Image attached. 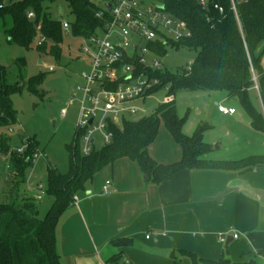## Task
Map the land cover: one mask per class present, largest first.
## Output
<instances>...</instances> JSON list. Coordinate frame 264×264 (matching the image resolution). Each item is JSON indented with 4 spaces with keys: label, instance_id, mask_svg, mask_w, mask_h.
<instances>
[{
    "label": "trees",
    "instance_id": "obj_1",
    "mask_svg": "<svg viewBox=\"0 0 264 264\" xmlns=\"http://www.w3.org/2000/svg\"><path fill=\"white\" fill-rule=\"evenodd\" d=\"M46 1L53 3L58 0H33L7 6L0 9V21L6 17L10 19V27L3 24L9 42L29 50L40 34L47 41L42 46L36 45L38 52L58 60L62 54L61 44L65 32L62 23L49 16L44 6ZM63 1L69 5L74 17L70 23L74 37H89L102 26L96 17L99 6L95 0ZM164 2L168 11L185 21L190 29L191 36L171 44V48L186 47L197 51L191 70L185 68L176 73L167 70L156 72L161 82L156 91L168 86L167 97L171 101L159 104L150 115L125 121L122 129L113 130V139L109 145L93 151L89 156H82L79 143L74 140L67 147L69 173L61 174L55 167H48L45 194L53 198V204L44 217H41L34 197L18 198L23 194L22 187L27 182V171L33 165L32 157L38 150V143L29 138V146L24 154L12 150L9 130L18 124V115L11 97L23 89V82L7 84L6 73L0 67L3 77L0 89V154L9 156L11 177L7 193L10 201L0 204V264H61L57 250L60 219L73 206V198L85 191L99 172L120 159L126 158L137 163L141 171L157 184L183 170L234 171L264 165V155L238 161L204 159L210 151L203 142V132L208 126L200 125L193 136H185L182 129L187 116H179L174 99L179 90L224 91L229 98L238 101L249 116L253 128L264 133V0L240 2L237 5V16L231 9L230 0H215L220 3L223 15L213 8L210 11L202 10L197 0ZM29 10L34 11V20L27 18ZM157 50L160 56L167 52V48L162 45H158ZM17 66L19 77L23 79L25 62L19 60ZM42 81L43 75L31 78L26 83L28 91L39 96ZM253 91L259 96L261 109L256 108L252 102ZM162 124L182 150L181 161L171 165L156 163L148 152ZM129 243L119 241L118 245ZM183 254L193 264H260L255 259L233 263L226 257L214 261L202 260L189 252ZM121 257V254L115 256L109 264H118Z\"/></svg>",
    "mask_w": 264,
    "mask_h": 264
},
{
    "label": "crops",
    "instance_id": "obj_2",
    "mask_svg": "<svg viewBox=\"0 0 264 264\" xmlns=\"http://www.w3.org/2000/svg\"><path fill=\"white\" fill-rule=\"evenodd\" d=\"M190 95L195 101L182 132L191 137L200 125L208 126L203 142L210 151L204 159L238 161L264 155V133L253 128L236 99L224 91ZM218 105L236 113L223 115ZM165 137V150L155 152V140L149 155L162 165L181 161L180 146L170 134ZM118 165L125 167L126 174L115 176ZM99 173H105L103 179L81 198L77 194L78 204L60 219L61 264H109L119 254L118 264H193L183 252L218 261L224 257L220 236L233 234H238L229 244H233L229 257L233 263L252 259L264 263V165L234 171L183 170L158 184L126 158ZM106 181L112 183L108 195L103 194Z\"/></svg>",
    "mask_w": 264,
    "mask_h": 264
},
{
    "label": "built area",
    "instance_id": "obj_3",
    "mask_svg": "<svg viewBox=\"0 0 264 264\" xmlns=\"http://www.w3.org/2000/svg\"><path fill=\"white\" fill-rule=\"evenodd\" d=\"M27 1L33 0H0V9ZM197 1L202 10H222L215 0ZM242 1L245 0H230L236 16L237 5ZM107 4H111L110 10ZM98 6L96 17L102 26L95 34L81 37L83 44L78 58L88 64V69L80 75L79 94L75 93L59 111L64 119L71 108L78 106L75 142L79 143L82 156H89L93 151L109 145L113 130L122 129L125 121L146 115L144 103L155 97L161 84L155 73L165 70L162 63L152 58L157 56L158 45L168 48L191 36L188 24L172 15L164 0H103ZM27 18L34 20L33 10L27 12ZM62 29L71 33L70 23L62 22ZM46 41L40 34L34 40L37 46ZM192 64L187 66L188 71ZM49 71L53 72L54 68L50 67ZM164 89L168 92L169 87ZM170 101L171 98L166 97L162 103ZM218 111L230 116L236 113V109L224 105H218ZM28 140L23 139L21 146L14 151L24 154L29 146ZM42 155L37 150L32 163ZM43 190L44 187L39 185L38 194H42ZM112 192L111 181H106L103 194ZM78 202L76 195L73 205ZM150 237L148 235L147 239ZM227 239L222 235L219 241L225 244ZM232 239H238V234H233Z\"/></svg>",
    "mask_w": 264,
    "mask_h": 264
},
{
    "label": "rangeland",
    "instance_id": "obj_4",
    "mask_svg": "<svg viewBox=\"0 0 264 264\" xmlns=\"http://www.w3.org/2000/svg\"><path fill=\"white\" fill-rule=\"evenodd\" d=\"M102 1L95 0L98 5H101ZM44 6L53 20L61 23L74 21L69 5L63 0L53 3L46 1ZM3 24L11 26L9 17L0 21V67L6 73L7 84L14 85L17 81L23 82V89L11 97L13 107L18 115V124L10 127L11 133L9 130L10 135H12L11 148L14 151L21 146L23 139L32 138L37 141L38 151L43 154L27 171V182L22 187L23 194H20L18 198L34 197L38 203L40 215L44 217L53 204V198L45 194L48 167H55L61 174H68L70 170L67 147L73 144L76 137L78 106L71 108L64 119L60 117L59 111L66 106L75 93L79 94L77 87L82 83L80 75L88 69L87 63L78 58L83 40L74 37L71 33H65L61 44L62 54L56 60L52 56L39 53L36 44L31 49L26 50L15 43L9 42ZM196 57L197 51L186 47L179 49L168 47L165 55L152 56L153 59L162 63L165 70L170 73H176L187 68L188 65L195 62ZM19 60L25 62L22 70L23 79H20L21 76L19 77L20 72L17 66ZM50 67L54 68L53 72L49 71ZM40 75H43V81L39 87L40 95L38 96L28 91L26 83L31 78ZM2 84L3 77L0 73V89ZM166 97L167 91L161 89L155 97L146 100L144 103L145 116L152 114L157 105ZM174 99L176 100L179 116H188V111L195 101L191 99L190 91L179 90L176 92ZM251 99L254 106L261 109V102L256 91L251 93ZM165 136H169V133L162 124L158 137L152 146L155 152L165 150L167 146L165 145ZM109 168L106 170H109ZM126 171L125 167L118 165L115 167L114 173L115 176H122L126 174ZM104 174L99 173L98 176H95L94 181L87 188L93 185L94 182H100ZM9 184H11L9 156L0 154V204L9 203L10 201L7 197ZM39 185L44 187L42 194L37 192ZM87 188L85 191L78 193L80 198L85 195ZM225 237L227 238V235ZM232 245L228 248L225 244L220 246V252L227 259L231 257Z\"/></svg>",
    "mask_w": 264,
    "mask_h": 264
},
{
    "label": "water",
    "instance_id": "obj_5",
    "mask_svg": "<svg viewBox=\"0 0 264 264\" xmlns=\"http://www.w3.org/2000/svg\"><path fill=\"white\" fill-rule=\"evenodd\" d=\"M107 7H108V9L110 10L111 9V4H107ZM161 8L163 9L164 7L163 6H161ZM221 14L223 15V11L221 10ZM148 178L147 177H145V180H147ZM232 242V237L230 236V237H228V239H227V242H226V247H228L229 246V244Z\"/></svg>",
    "mask_w": 264,
    "mask_h": 264
}]
</instances>
